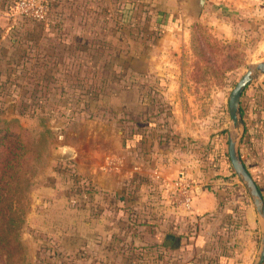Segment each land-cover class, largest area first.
Masks as SVG:
<instances>
[{"label":"rangeland","instance_id":"374dc122","mask_svg":"<svg viewBox=\"0 0 264 264\" xmlns=\"http://www.w3.org/2000/svg\"><path fill=\"white\" fill-rule=\"evenodd\" d=\"M21 1L25 0H0V20L3 22L5 18H13V24L16 25L12 32L15 34V43L12 44L10 40L1 42L0 37V43L4 44H0V69L9 68V72L2 73L0 70V120L13 121L24 128L36 151L15 202L17 213L22 217L19 237L23 243L24 216L32 205L33 189L42 183L44 175H49V182L56 183L63 199L47 211L49 226L56 232H52L50 238L48 235L46 238L41 237V244L48 247L58 241L71 254L80 253L75 247L81 243V235H84L85 253L92 255L91 227L97 209L120 211V208L127 206L138 211L142 208L139 204H143L150 206L151 213L158 214L161 195L171 197V186L177 175L172 181L168 179L169 185L163 188L157 183L158 179L150 176L161 160L175 159L182 163L188 155L193 164L189 168L181 165L178 171L194 180L195 186L200 181L204 182L197 175L203 171V165L198 164L199 158L219 165L216 157L218 159L220 156L221 147L216 145L210 150V141L199 144L195 138L180 135L173 119L177 112L189 114L192 119L190 125L197 130V137L200 138L203 127L209 126L211 142L219 140L227 154L228 131L231 127L228 97L248 66L254 68L256 63L264 62V24L261 19L253 21L245 11L216 7H211L209 11L206 2L199 16L194 17L186 10L185 0H162L178 8L182 6V12L190 17L184 25L189 38L186 36L187 39L183 41L175 34L163 32L158 26L155 20L157 7L153 3L161 0H131L135 5L130 11L129 21L121 20L119 12L125 0H117L116 9L109 11L110 14L107 7L97 12L93 10V5L85 4L76 9L71 8L68 14L65 9L67 0H61L53 1L52 14L46 21L60 18L70 20L66 29L56 23L51 27H32L31 19L16 8ZM14 3L15 12L10 9ZM76 11L77 20L81 21V25L77 26ZM9 20L6 23H10ZM222 22L229 28L227 35L220 33L219 23ZM5 28L0 24V35ZM59 30L65 34V38ZM75 44H78L77 48ZM37 51L44 57H35ZM256 74L243 93L246 89V94L260 91L264 98V73ZM172 83L178 84L176 89L172 88ZM113 140L128 144L131 165H139L138 170L133 169L128 180L131 199L125 202L118 197L115 199L118 192L110 193L108 198L101 190L99 193L93 190L85 192L78 186L80 178L91 183V179L81 170L92 166L91 148L99 144L104 148L110 147ZM263 144L264 139L255 145V150L264 162ZM65 149H70L73 154L63 158ZM107 156L106 153L100 155L95 164L101 167L108 165L110 156ZM248 160L251 170L252 156ZM226 169V161L218 166L221 172ZM138 171L142 173L141 178ZM209 179L216 184L219 181L211 177ZM139 181L142 186L138 187ZM211 182H205L203 186L208 190L214 189ZM232 182L229 187L233 196L242 203H250V196L236 174L232 176ZM97 196L103 199L99 204ZM149 198L151 200L148 203ZM181 208L175 210L182 216L186 215L179 212ZM103 220L107 224V218ZM114 220L115 217L111 220L115 236L122 238L123 224L117 218ZM226 220L227 215L219 212L213 226L201 222V226L207 225L206 229L210 226L211 232L204 234L202 228L196 235L200 233V239L206 240V244L215 249L213 252L207 251L210 261L201 264H212L215 257L220 256L219 246L229 237L227 229L230 227L226 226ZM163 228L157 232L152 227L145 230L143 226H138L128 233L134 234L133 238L143 233L140 235L148 243H161L167 229ZM125 239L128 240L127 234ZM180 241L184 245L190 242L188 238H181ZM111 245L110 252L102 251L101 257H113L112 250L115 251L119 244L115 240ZM196 251L198 248L194 249L191 243L189 248L185 246L166 253L168 256L173 255L176 261L171 264H195L193 259L191 263L184 261L191 254L195 253V257ZM38 254L37 259L43 264L58 263L53 261L56 257L51 250L39 251ZM115 254L114 259L119 261L120 258ZM152 254L148 255L149 259L154 257ZM62 259L65 262L70 260L69 264H79V257L77 261Z\"/></svg>","mask_w":264,"mask_h":264},{"label":"crops","instance_id":"0c3cea01","mask_svg":"<svg viewBox=\"0 0 264 264\" xmlns=\"http://www.w3.org/2000/svg\"><path fill=\"white\" fill-rule=\"evenodd\" d=\"M116 2L117 0L66 1V3L74 5L75 9L77 6H81L84 4L85 6L93 5V10L97 12L98 10H104V8L107 7L108 14H110L109 11H115ZM155 2L156 1H154L153 3L154 6L157 7L155 8L157 10L155 20L158 26L163 24V32L165 31L170 34L172 33V35L175 34L177 35V37L182 38L183 41L187 39L186 36H188L189 38V34L185 32L184 25L190 17H188L185 13L182 12V6L178 8V6H172V3L170 4V2H164L162 0L161 2L158 1L160 3ZM159 4H165L168 7L160 6ZM122 5L123 7L119 9V12L121 13V20L129 21L130 11L135 4L132 3L131 0H125ZM211 7H216V9L219 8L224 10L245 11L248 13L249 16H251V19L253 21L257 22L258 19H261L260 21L264 24V0H207L206 8L210 11ZM66 12L68 13V9L66 10ZM161 13H163L162 17ZM75 15L76 26L78 24L81 25V21H79L80 19L77 20V11L75 12ZM12 19L9 20L8 18H5L3 19V22L0 20V24L6 26L4 32L0 35L1 42H3V40L9 42L10 40L12 44L15 43V34H13L12 32L15 30L16 25L13 24V21L15 22V20ZM8 20L10 21V23H6ZM190 20L191 19H189V22ZM70 22V20L60 18L55 20L51 19L49 21H38L31 23H33L32 27L44 25H50L51 27L54 23H56L59 27H65L66 29V26L70 25ZM12 25H14V27H12ZM219 30L221 34L227 35L229 28L227 27L225 22H222L219 23ZM59 33H61V36L63 35L62 37L65 38V34L61 30H59ZM31 35L33 34L31 33ZM175 41L176 39L173 40V42ZM0 44L4 45L3 43ZM2 51L5 52L4 50ZM258 84L259 86H261L260 83ZM177 85L178 84L172 83V88L176 89ZM179 85H181L182 88L184 87L183 84ZM255 86H258L257 83H255ZM246 92L247 89L244 93H242L244 94V96L242 97L244 112L243 115L242 113L241 115L244 122V133L239 144V153L247 167L248 165H251V162H249L248 159H251L252 156V168H250V172L254 179L257 181L260 192L264 199V162L255 150V145L258 142L262 141V139H264V98L262 96L263 92L260 93V91H256L255 93L253 92L248 94H246ZM255 95L259 96L255 97ZM172 104H174V101H172ZM176 105L177 104H175V106ZM177 113L174 116L175 119H173V122L175 128L177 129L180 135L195 138L196 140H199V144H204L207 142L206 140H208L210 141L209 144H211V146L208 144L210 150L216 145L221 147L222 150L220 156L218 157L219 160L216 157V160L218 161L219 165H216L215 163L213 164L211 161H204L203 158H199L198 164L203 165L202 170L204 172L199 171L197 175L198 177H201L204 182L200 181V183L195 187L190 207L187 209H183L173 204L171 202L170 197H167V195H161L159 199V208L161 209L159 210L158 214L151 213L150 206L139 204V206L142 207L138 210L141 221H148V223H150L149 226L148 224L142 226L145 230L149 227L155 228L157 232L158 230L160 231L159 228H162V226L164 227L162 230L167 228L165 230L166 233L163 235V237L168 233L172 234L171 236H167L166 238L167 242H169L168 240L173 239L171 242H169L172 245H175L171 246L172 248L169 247L171 249H181L185 248V246L186 248H189L191 246V243L192 246L194 245V249L198 248V252L196 251L197 255L195 257V253L193 255H189V257L185 259V263H191L192 259L194 260L195 264H201L204 262L208 263L210 259H207V255H209L207 251L210 252L211 250V252H213L215 249H213L212 246L209 247L206 244V240H203L202 238L200 239V233L199 235L196 234H198V232L202 228H204V234L210 233V226L206 229L207 225L202 224L201 226V222H208L211 223V226H213L212 224H214V221L216 220V218H218L219 212L224 213L227 215V220L225 224L227 227H230L227 229V234L229 232V237L226 238L223 243L220 242V256H218L217 258L215 257V262H212V264H252L258 251L263 223L257 215L250 198V203H248V201H244V204L238 201V199L233 196L234 194H232V189L229 186H231L234 182H232V176H228V164L225 172H221L218 170V166H222V162L224 161L227 162V158L224 154L225 150L223 148L222 143L219 140H214L211 142V133H209V126L206 127L205 125L203 127V132L200 133L201 138L197 137V130L195 131L194 127L190 125V121L192 120L190 119V115L185 114L184 111L183 113H178L179 115ZM127 145L123 143L121 144L119 141L116 140H113L111 146L107 148L101 147L100 144L96 145L97 147H92L90 151L91 155H93L91 168H80L81 170H83V174L87 175L91 179V183L93 184V187L98 190V193L101 190L109 198L110 193L115 194L118 192V194L114 197L115 199L116 197H118V199L123 202L131 199V196L129 195L130 185L128 180L134 172L133 169L135 168L136 170H138L139 167V165H131V152ZM104 153L108 155L107 157L110 156L111 158H108V165L105 164V166L101 167L100 165L98 166V163L95 164V162L99 161L100 155L102 156L104 155ZM191 164H193V161L192 159H189L188 155L186 157V160H184L182 163L176 161L175 159L166 158L163 161L161 160V163L157 166V168H154L155 172L150 173V176H152V178L155 177L156 179H158L157 183H159L161 188H163L169 185L170 182H168V179L172 181L176 177L179 172L178 170L180 169L179 167L181 165L186 166V168H189ZM137 173L139 174V178H141V171H138ZM217 173H220V175H227V178H222ZM210 177L213 179H219L218 183L216 184L215 181L209 179ZM48 178L49 175H44L43 180H41L42 183H39L34 187L33 192L31 194L32 205L25 212V228L23 229L22 236L23 246L25 249V264L44 263H42L39 258L37 259V257H39L38 252H42L46 249L49 250L51 245L45 247V245L41 244L40 239L41 237L46 238V235H48V238H50L52 237V232H56V230L49 226V222L47 220V211H49V209L54 206L56 202L62 200L63 197L59 193L56 183L49 182ZM208 181H212L211 183L212 185H214V189L208 190L203 186V184ZM155 185L158 186V184ZM139 186H142V184H140V181L138 187ZM125 193H127L128 195H126ZM121 196L123 197L121 198ZM147 200L149 203V200H151V198ZM96 201L99 204L100 201H103V199H99V196H97ZM153 202L155 203V200H153ZM140 203H142V201ZM178 208H181L182 210L179 212H183L182 214L186 215L182 216L180 213H177L175 209ZM161 212L164 213L160 215ZM126 214L127 213H124L122 210H96V212L93 214L95 218H93V224L91 227V235L93 238V242L90 245V248L93 251L92 254H94L95 251L94 257L96 258H93L94 261L90 262L89 258L87 257V254H85V243L83 242L84 235H81V243H77L75 247L76 251H80V253H82V256L79 258V264H113L115 262L113 257L112 259L110 256L103 258L101 257L100 253L102 251H110L109 244L111 238L116 235L113 226L114 223L111 220H113V217H115V220L116 218L117 220L119 218H125L127 216ZM104 217H106L108 220L107 224L103 223L105 222L103 220ZM189 220L191 221L188 223ZM95 228H97V230H95ZM83 233L84 232L82 231V234ZM181 238H188L190 242L184 245L183 243H181L182 241L179 242V239ZM192 238L194 239L192 240ZM55 244L58 245L60 249L67 250V247H63L58 241H55L52 246ZM172 261L174 262V259ZM135 263L144 264V261L141 262L140 260H131V264Z\"/></svg>","mask_w":264,"mask_h":264},{"label":"trees","instance_id":"16d2710c","mask_svg":"<svg viewBox=\"0 0 264 264\" xmlns=\"http://www.w3.org/2000/svg\"><path fill=\"white\" fill-rule=\"evenodd\" d=\"M55 1L60 2L61 0H55ZM52 5L48 10L47 16H50L52 14L51 9L54 6ZM66 5L67 6H65V9L66 10L68 9V14L71 13L70 11L71 8L75 9L74 8L75 6H73L72 4L70 5L67 3ZM162 15L163 13H161V17ZM29 21L37 22L32 20ZM159 27L162 28L163 24L159 25ZM76 45L78 46V44H75V47L77 48ZM34 56L37 58H41L43 54L40 51H37ZM47 56L50 58L49 55ZM5 69L6 68H4L3 71L2 69L0 70L2 73L7 70H8L7 72H9V68L7 70ZM243 96L244 94L241 95V99H240V110L242 115L244 112L243 110L244 106L242 104ZM258 96L259 95H255V97ZM35 154L36 151L33 150L32 142L29 139L28 133L24 128H22L19 124L14 123L13 121L0 120V264H24L25 261V249L19 237V232H20L19 230H20V225L22 224V217L17 213L15 202L20 192L21 186L23 184V178L26 174V171L29 169L32 158L35 157ZM224 154L227 158V164L229 170L228 176H235L232 167L230 166V163L228 161V156L225 152ZM246 168L248 169L247 166ZM217 174L220 175V173ZM220 176L222 178H227V175H220ZM79 180H78V186H80L81 189L85 190V192H89L91 190H93L94 193L98 192V190L93 187V184L87 181L85 178H80ZM255 182L257 184L256 180ZM120 210H122L124 213L126 212L127 216L125 218H119L118 220L119 223L121 222L123 224V226L121 227L122 235H120L122 238L113 236L109 244L110 250H111L112 242L116 240L117 244H119L117 245V248L115 250L116 252L113 250L112 254L114 258L116 256L115 253H117L120 259L119 261L114 259L115 262L113 264H131L132 259L140 260L141 262L144 261V264L173 263L172 261L174 259L173 255L168 256V254L166 253V251L168 252V250L171 252L175 250V249H171L172 248L171 246H175V245H172L171 243L166 241L167 236H171L172 234L168 233L167 235H165L163 237V240H161V243L160 242L148 243L145 237L140 235L143 233H140L138 238H133L134 234L128 233L129 230L145 224H148L149 226L150 223H148V221L146 222L141 221V218L139 216V211L129 209L127 208V206L125 207L123 206L122 208H120ZM126 234L128 235V240L125 239ZM49 250H51L52 255L56 257L53 260L54 262L56 261L58 262L56 264L71 263L70 260L65 262L63 261L62 258H66L67 260L69 258L70 259L72 258V261L73 259L74 261H77V257L80 258L82 256V253L73 252L71 254V252L69 251L60 249V247L56 244L53 246L51 245ZM148 253L150 255L154 253L152 254L154 257H150L149 259ZM88 255L89 253L87 254V257ZM142 255H146V257H143ZM135 257H138V259ZM88 258L90 262H92L94 261L93 258L96 257H94V255L92 254L89 255Z\"/></svg>","mask_w":264,"mask_h":264},{"label":"water","instance_id":"95a60500","mask_svg":"<svg viewBox=\"0 0 264 264\" xmlns=\"http://www.w3.org/2000/svg\"><path fill=\"white\" fill-rule=\"evenodd\" d=\"M186 10L198 17L207 0H185ZM264 73V62H258L255 67L248 66L240 78L232 87L228 97V111L231 119V127L228 131L227 154L233 172L236 174L246 192L250 196L255 211L263 223L259 247L252 264L264 263V199L253 178L252 174L246 168L240 153L239 142L244 133V122L240 110V99L245 87L256 78V73ZM73 152L65 149L62 153L63 158L70 157Z\"/></svg>","mask_w":264,"mask_h":264},{"label":"built area","instance_id":"2783aa9c","mask_svg":"<svg viewBox=\"0 0 264 264\" xmlns=\"http://www.w3.org/2000/svg\"><path fill=\"white\" fill-rule=\"evenodd\" d=\"M55 0H25L18 2L17 9L32 21H46L47 13ZM15 12V3L10 7ZM171 201L179 207L189 208L195 189L194 180L189 179L186 173L180 171L172 184Z\"/></svg>","mask_w":264,"mask_h":264}]
</instances>
